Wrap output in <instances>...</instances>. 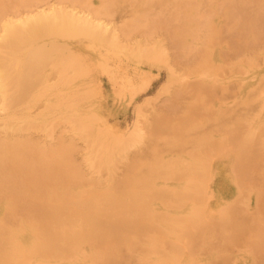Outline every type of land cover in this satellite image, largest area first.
I'll list each match as a JSON object with an SVG mask.
<instances>
[{"label":"bare ground","instance_id":"1","mask_svg":"<svg viewBox=\"0 0 264 264\" xmlns=\"http://www.w3.org/2000/svg\"><path fill=\"white\" fill-rule=\"evenodd\" d=\"M120 1L0 0V264H125L131 256L124 255V259L127 251L137 252L138 261L143 264H149L151 255L163 258L167 264H227L224 257L219 259V250L225 245H218L228 239L224 237L231 236L228 242L235 245L242 239L238 235L249 232V237L255 233L244 216L248 207H257L258 213L263 210V193L255 194L250 184L260 163L259 146L264 145V110L251 108L240 119L224 106L206 107L205 113L202 109L210 102L203 107L194 103L196 106L186 116L177 118V123L173 124L175 119L170 118L157 120L147 132L140 120L142 114L138 113L130 138L108 127L109 110L95 70L105 73L115 86V103L127 105L141 88L149 87L138 80L143 77L141 65L146 61L166 65L169 76L175 78V67L181 61L176 57L178 49L185 50L184 57L195 54L194 49L187 51V46L199 40L196 35L203 27L198 26L199 20L194 23V13L189 11L192 17H188L183 33L171 37L166 34L165 25L159 26L163 29L152 30V34L161 39H156L154 48L149 49L153 40L145 36L147 43H143L133 32L142 21L141 8L139 11L133 5L130 21L118 26L114 10ZM166 1L160 2L165 5ZM172 4L173 10L181 8ZM220 5L218 1L219 12ZM170 8L164 16L171 15ZM199 10L200 17L203 14ZM206 17L203 38L208 34L205 38L211 40L218 34L210 24L209 14ZM173 20L170 16L171 28L176 25ZM246 34L243 31L242 35ZM83 39L90 43L83 46ZM78 41L79 46L71 48ZM170 41L175 51L179 47L178 52L168 51V47L173 48L168 46ZM253 41L246 43L250 47ZM93 45L105 47L108 57L100 58ZM76 49L86 52L93 62L84 67L75 56ZM213 55L219 59L221 53L216 50ZM198 56L201 57L200 52ZM112 61L130 64L134 71L123 67L116 71ZM187 70L190 75L204 76L195 87L193 84V92L213 94L208 84L218 73L216 67ZM244 71L241 70L243 74ZM78 78L90 79L87 92L73 90ZM253 85L243 88L245 96ZM61 126L67 131L56 136ZM166 129L175 132L177 141L157 136ZM193 130L195 137L189 133ZM38 134L49 141H41ZM77 140L85 146L80 163H76ZM139 144H145L144 148L130 156ZM122 166L124 171L117 176V169ZM223 181L227 182L226 188L221 187ZM231 192L234 196H230ZM258 226L254 227L259 229ZM259 238L254 240L257 247L263 242ZM247 242L243 239L242 243Z\"/></svg>","mask_w":264,"mask_h":264},{"label":"rangeland","instance_id":"2","mask_svg":"<svg viewBox=\"0 0 264 264\" xmlns=\"http://www.w3.org/2000/svg\"><path fill=\"white\" fill-rule=\"evenodd\" d=\"M138 1H140V3L137 5ZM138 1L137 0L136 1L135 0H123V1L121 0L117 4V6L115 7L114 19L118 23V26H122L124 24V22H127L128 20L130 21V19H129L130 18V11L133 9L132 8L133 5L137 6V8H135V9L139 10L141 8L142 11L141 10H139V11H141V13L143 12L142 15H140L142 17L141 18L142 21L139 24V28H136V30L133 32H134V36L138 37L137 40L142 41L143 43H147L146 41L144 42L145 36L148 39L153 40L152 44H149L150 45L149 49L154 48V44L156 43L155 42L156 39H161L159 36H157L158 34L157 35L152 34V30L163 29V28H160L159 26L165 25V30L167 31V33L165 30H164V32L166 34L170 35L171 37H173L175 33L176 34L178 32L183 33V31L187 27L188 17L190 16L189 11H192L194 13V16H196V17L193 16V20L195 21L194 23H196L199 20V21H201V23L198 21L197 22L198 26H200V24H201V25H203V27L205 25V21L207 20V19L203 20V18L206 16H207L206 18H208V14H209L210 24H211V26H213L216 29V32L218 34L217 36L219 38H218V40H216L215 39L217 37L216 36L215 38H212L211 40H209V39L205 38L208 36V34L203 38V36L205 35V32H206L205 31L206 28L203 29V27L201 26V30L199 31V34L196 35V36H199V40L198 39L196 41L194 40L195 42L192 41L187 46V51H192V49H194L195 54L198 52L196 54V56H197L196 58L194 56L195 54H192V52L189 54V55H191L190 57H184V51L185 50L184 51L179 50L178 49L179 47L176 46V51H175V49H174L175 46L173 45V42L170 41L171 43L169 42L168 46L171 44V46H173V48L168 47V51L171 54L179 51V53H176V57L178 59L180 58L181 61L184 59L186 61H189V63H190L189 65H191V66H192L191 62H193V64L196 67H194V65H193L192 67L189 68L188 63L185 62V60L183 61V63H181V61L180 62L178 61L179 66L177 65L175 67V70L177 71V73L174 75L175 78L172 79L169 76L168 66L157 65V64H153V63L146 61L145 63H143L141 65L143 67V69H142L143 77H139L138 80L140 82H146L149 85V87L147 89L141 88L139 90L138 94L133 96L127 105L125 104V105L119 106L117 104V102L115 103V99H114L115 86L111 84L108 76L105 73H103L99 70H95V73L97 74V77L99 79V84L102 87V92H103V95L105 97L106 106L109 110V116L107 118L109 121L108 127L111 128L114 133L119 132V133L123 134L125 136V138H130L131 133L134 130V126H135L137 118H138L137 117L138 113L142 114V117L140 120L143 123V126H144L146 132L149 131V129L152 127L154 122H156L157 120H165L164 118H168V119L170 118V120L175 119V120H172L173 124H175V122L176 123L178 122L177 118H179L180 116L183 117V115L186 116L187 112L191 109V107L192 106L195 107L196 106L195 104L198 105V103L202 104V107H203V104L205 105L206 102L207 103L210 102V104H207L206 106L203 107L202 111L204 110V112H205V108L209 107V106L210 107L212 106V108H214V109L219 107V106H224L228 110H232L234 112V114L236 113L237 115H235V116H239L238 118L241 117L240 119H242V117L245 118L251 112V108L252 109L257 108L258 111L264 110V0H254V1L251 0V1H246V2L245 1L242 2V0L241 1H238V0L237 1L236 0H225V1H223L224 3L227 1L228 5H227V2L224 4L221 0H212V1L211 0L210 1L209 0H203V1L202 0H191V1H189V0H170L171 3H169L168 2L169 0H167L166 4L167 5L171 4V5H168L169 7L171 6V8L169 9L170 13L171 12L173 13V15L171 13V15H169V16H167V15L164 16L165 13L167 14V12H169V11L164 12L169 7L166 4L165 5L161 4V2H160V1L164 2L165 0H159V1L157 0L158 2L155 1V2L160 3V4L153 3L154 0H151L152 2H150V0H148V1L138 0ZM177 1H179V2H177ZM192 1H194V2H192ZM213 1L215 3H212ZM218 1H219V5L220 4L222 5V6L220 5L219 7L223 8V9L220 8L221 12H219ZM182 2L185 4H183ZM239 2L241 3V5ZM172 3H174V4L180 3L178 5L176 4V6L181 7V8L173 10L172 7L175 8V6ZM190 3H192V4H190ZM209 3H211V4H209ZM203 4L205 5V7H203L204 6ZM236 4H238L239 6ZM142 5H144V6L141 7ZM147 5H149L150 7ZM187 5H188V8H187ZM195 6L198 10L200 8H201V10L204 8L201 11L203 15H201L200 17L198 16L200 10L199 11L197 10L198 11L197 12ZM215 6L217 9L214 8ZM147 7H149L150 10H148ZM143 8L145 9V11ZM208 9H210L212 11H209ZM171 10H173V11H171ZM178 10H180L181 12H179ZM215 10H216V12H215ZM206 11H207V14H206ZM146 12H147V14H146ZM182 12L183 13L185 12L186 14L184 13V15H183ZM160 14H162V15H160ZM179 14L180 15L182 14V15L179 16ZM227 14L228 15L231 14V15H229V17H227L228 16ZM143 15L147 19L143 18ZM185 15H187V16H185ZM158 16L160 18L162 17V19H159ZM170 16H171V20H173V18L175 19V20H173V24H176V25L178 24V26H177L178 28L176 27V25L172 26V24H171L172 28L170 27V24L168 25V23H170L169 22ZM183 16H185L186 19ZM149 17H150L151 21H150ZM154 17H156V18H154ZM164 17H165L166 21L163 20ZM191 17L192 16H190V18ZM167 18L169 20H167ZM177 18L179 19V21ZM196 18H198V19H196ZM224 18H226V20ZM159 20H162V22H160ZM181 20L183 21V24H182ZM185 20H187L186 23H185ZM152 23H154V24H152ZM159 23L161 25H159ZM248 23H249V25H248ZM221 24H223V26ZM143 25H147V28H146V26H143ZM166 25H167V27H166ZM183 25L185 27H183ZM156 26H157V28H155ZM181 28H182V30L180 31ZM221 28H222V30H221ZM236 28H237V30H235ZM236 31H238V32H236ZM243 31L248 34V35L247 34L245 35L246 37L242 35ZM250 32H252V33H250ZM235 33L237 35L233 37V35H235ZM228 34H231V35L229 36ZM238 35L240 37L243 36V38L241 39ZM231 36L233 39L231 38ZM254 36H255V38H254ZM258 36H259V38H258ZM220 38H222L223 41H220ZM203 39L205 41L204 42L205 45L201 46L204 44V43L202 44L203 41H201ZM250 39L255 40L256 43L253 41L254 45L249 47L248 45L253 44L250 42ZM233 40L237 41V44H236V42H233ZM243 40L245 41L244 43L246 44V45L243 44L244 48L246 47L245 49L241 46L242 45L241 43L243 42ZM256 40H259V41H256ZM246 41L250 42V44H247ZM79 42L80 41H78L77 44H72L71 48L79 46V44H80ZM81 42L83 43V46L90 43V41L88 39H83V40H81ZM230 43H231V45H230ZM216 44H218V45H216ZM238 44H239V47H236V45L238 46ZM211 45H213V46L211 47ZM88 46H90V45H88ZM201 47H202V51H203V48H205V51L206 50L207 51L202 52L200 49ZM92 48H95L96 53H98V52L100 53V58L104 59V58L108 57L107 49L105 47L93 45ZM197 48H198V50H196ZM177 49H178V51H177ZM216 50L219 51V53H221V56H223L225 54L223 56L224 58H222L220 56L219 59H217V57L215 55H213L214 51H216ZM76 51H77V53L75 56L81 60V63L84 67H87V65L89 63L93 62L92 58H90V56L86 52L80 51V49H76ZM254 51H256V54ZM199 52H200L201 57L203 56L202 54H204V56L202 58L200 56H198ZM177 54H179V56H177ZM180 54L183 57H181ZM226 54H228V56H226ZM238 54H239V56H238ZM225 58H227V60ZM196 59H198V61ZM190 60H193V61H190ZM199 60H201V61H199ZM224 60H225V62H224ZM197 62H199V63H197ZM205 62H207V65ZM110 63L116 71L118 70L117 69L118 67H123V68L128 69L132 72L134 71L133 67L130 64H125V63L123 64V62L119 63L116 61H114V62L112 61ZM203 63H204V65H203ZM208 63H210V64H208ZM211 63H212V65H211ZM256 64H257V66H256ZM214 67H216V71L218 73L221 70V72L219 74L216 73L214 78L208 84V86H209L208 88L211 89L212 93L215 96L211 93H209L207 95L206 93L200 94L197 92L196 93L193 92V90H194L193 84H195L194 85V87H195L196 84H198L200 81H203L202 78H204V76L199 77L198 74L190 75V73L188 72L187 69L193 70V68L194 69L197 68V69H200L202 71H207L210 69L214 70ZM237 68H239V69L243 68V69H241L242 72H243V70H246V71H244V74H243L241 72V70L239 71V69H237ZM143 78L145 79L144 81H143ZM89 80L90 79H84V78L76 79L75 80L76 81L75 86L73 87V90L75 92H81V93L87 92L90 88ZM250 83L254 84L253 90L250 91L247 96H245L243 94V88L247 84H250ZM198 94H199V99H197ZM210 95H212L213 99H211L212 97ZM244 99L247 100L248 104L244 103V101H245ZM247 105H249V106H247ZM199 106H201V105H199ZM204 112H202V114ZM234 114L232 113V116H234ZM238 118L236 120H239ZM248 121L249 120H247L246 123ZM248 123L250 124L251 122H248ZM234 128H235V125L232 124V129H234ZM65 129L66 128L62 127V126L58 127L56 130V133H55L56 136L59 134L62 135L63 133H66L67 130L64 131ZM201 129H203V127ZM205 129H206V127H204V130ZM190 130L191 129H189V131ZM198 130H200V129H197V131L195 130L197 132V134L199 132ZM163 131H165L166 133L164 132V133L159 134L157 136L162 138V139H166V140L169 138L171 141L174 140L173 142L177 141V139L175 138V132H173L171 129H166ZM167 131H169L168 134H170V132H173V133L171 135H168ZM187 131H186V134L188 133ZM189 133H192L194 137L196 136L194 134V130H193V132H189ZM189 133L187 134L188 136L190 135ZM148 135H150V134H148ZM38 136H39V139L43 142L49 141V139L46 138L43 134H38ZM263 139H264V136H263ZM160 141H162V140H160ZM76 143H77V150H78V155L76 157V163L77 162L80 163L79 160H80V157L83 155V151H84L85 146L79 140H77ZM144 145L145 144H139L138 147L134 148L131 151L130 156H132L136 151L140 152L144 148ZM190 146L191 145H189V147ZM173 147H175V146H173ZM187 147H188V145H187ZM172 149L175 150V148H172ZM260 150H261V152H260ZM173 152L176 153V151H173ZM259 153H260L262 158L260 157V160H259L260 163H258L254 169L255 175L252 177L253 183L250 184V186L252 188V191L255 194L257 192H261V194L263 193V195H264V191H263L264 190V145L259 146ZM131 158H130V160L128 159V162L131 161ZM77 159H78V161H77ZM86 170H88V168ZM123 171H124V166L117 169V176H119V174L121 175ZM104 175H102V178L104 177ZM106 177H104V179H106ZM226 183H227L226 181H223L221 187L226 188L227 187ZM248 194L250 196V193H248ZM263 195H262V200L264 199ZM230 196H234V192H231ZM262 209H261L262 211L260 210L261 213H258L257 207H252V208L248 207L246 214L244 216L246 219V222H247V220H249V224H251V226H250L251 230H255V233L253 234V235H256L255 237H250L252 235V234H250L249 235L250 238H249L248 237L249 232L247 235L243 232L242 234L244 236H241V234L238 235L242 239L238 238L237 235H236L237 237L233 236V237H236V239L237 238L240 239V241L242 240V242H243V239L246 242L249 240L248 241L249 243L247 242V244L245 243V245H244V243H242V242L240 243V241L237 240V244H235V245H241V246H235L231 242H228V239L231 238V236L224 237L226 239L228 238L227 239L228 244L226 243V240H222V243H220L221 240L217 241V243H220V245L223 244L226 247L230 246V248H228V249L225 246H223L225 249L223 248V250H221V251L219 250V252H220V258L219 259H221V256H222V258L224 257L227 260V264H258V262L260 264L261 263L264 264V261H263L264 260V255H263L264 254L263 253L264 252V249H263L264 244L262 245V243H264V240H263L264 239V228H263L264 227V221H263L264 220V202H263V208ZM248 211H249V214H248ZM251 215H253L252 217H254V219L256 221L255 223H254V219L251 218ZM260 218H261V220H260ZM256 219L259 222L258 223L259 226H258V224H256L257 223ZM256 225L258 226V228L260 230L257 229V227L256 228L254 227ZM189 230L192 231V233L193 232L196 233V231H197V230L191 229V228H189ZM261 231H262V233L260 234L259 232H261ZM256 232H258V234ZM260 236L262 238H259ZM258 238L261 242L263 241L262 243H259V247H257L256 244H254V243H256L254 240H257ZM236 239L233 240L232 242L235 243ZM252 239H253V243L251 242V244H250V241ZM224 241H225V244L223 243ZM214 242H213V244H214ZM230 243L232 244V246H234L233 248H232ZM242 244H243V246H242ZM220 245H218V246L222 247V245L221 246ZM253 246H256V247L253 248ZM260 247L262 249H260ZM229 249H231L232 252L229 251ZM186 251L187 250H185V253H186ZM222 251H224V253ZM258 251H261L262 257ZM205 252L206 251L203 250L202 254H204ZM132 253H134V251L133 252L127 251L126 254L124 252L123 257H125L126 255H127L126 257H128V255L130 256V254H131L130 258L129 257L127 258L125 264L129 261V259H130V261L127 264H143L141 262V260L138 261L139 254L137 252H135L134 253L135 256H134ZM256 253H258V256L260 255V257L257 258ZM205 256H206V254H205ZM126 257L124 259H126ZM214 261H216L215 258H214ZM123 263H119V264H123ZM148 263L149 264H167L164 262L163 258H161L157 255H151Z\"/></svg>","mask_w":264,"mask_h":264}]
</instances>
